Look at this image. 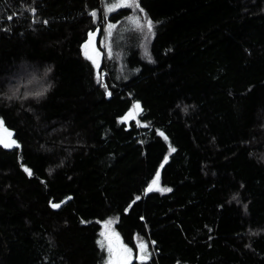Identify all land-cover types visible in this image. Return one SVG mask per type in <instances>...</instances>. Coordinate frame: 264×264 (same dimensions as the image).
Returning <instances> with one entry per match:
<instances>
[{"label":"trees","instance_id":"obj_1","mask_svg":"<svg viewBox=\"0 0 264 264\" xmlns=\"http://www.w3.org/2000/svg\"><path fill=\"white\" fill-rule=\"evenodd\" d=\"M140 2L147 40L134 10L109 17L108 97L80 47L101 0H0V118L21 145L0 146V264H105L109 218L155 264H264V0ZM136 100L149 127L117 121ZM156 170L172 191L145 195Z\"/></svg>","mask_w":264,"mask_h":264},{"label":"snow or ice","instance_id":"obj_2","mask_svg":"<svg viewBox=\"0 0 264 264\" xmlns=\"http://www.w3.org/2000/svg\"><path fill=\"white\" fill-rule=\"evenodd\" d=\"M34 2L35 0H33V3ZM128 9L134 10V12L132 15H126L125 20L130 21L134 25L135 31L139 33H146L147 35L144 36L145 40H147L150 36H154V22L149 18L144 7L141 5L140 0H101L99 9H93L88 12V15H90L92 18L93 23L95 24L98 21H101V26L96 27L94 30H89L86 34L87 38L80 45L84 58L90 61L91 65L98 70L95 74L96 83L104 89V92L108 97L112 96V92L109 90L110 86L105 80L107 74L99 71V69H101L102 57L105 56V52L102 51L101 48L106 50V56L108 59L113 58V36L120 22L117 21L113 23L109 17L111 14L120 13V10ZM27 10L30 11L33 16H35L37 12L35 7H30ZM13 15H15V13ZM13 15H8L6 19L11 21L13 19ZM113 19H115V17H113ZM36 22L37 21L35 19L32 20L33 24ZM42 23L47 25L48 21L43 20ZM0 30L8 31L9 29L3 28ZM100 34H103L104 39L99 41L101 47H98L97 38ZM146 56L149 62H154L151 58V54L147 51ZM51 71L52 69L50 67L45 69L43 76L46 78ZM135 71L139 72V69H136ZM119 78L120 77H116V79ZM125 79H127V77H125ZM51 87L52 85L48 83L38 92H26L22 95H19V88H16L12 95L8 96L7 98L9 100L13 99L14 97L17 99H27L31 96L39 99L43 97ZM186 110L187 109H185V111ZM142 112L143 108L141 103L138 100L133 101L130 107L117 118V121L121 124L134 123L137 127H149L150 122L142 123L140 120ZM157 132L158 135L164 137L165 140L168 139L163 132L158 130ZM0 146H2L4 149H19L21 147L19 142L14 138V133L5 126L3 118H0ZM169 147L171 151H175V148H171V146ZM163 159L164 163H167L168 156L165 155ZM164 163H161L160 168L164 167ZM21 167L23 168V171L28 174V176L31 177L33 175L32 170L29 167L24 165H21ZM160 179L161 173L159 170H156L154 177L150 180V182L147 183V186L144 189L145 195L153 191H172V189L168 187L161 188ZM68 199H71V197H68ZM140 199L141 196H135L131 204H129L128 207L124 209L125 213L128 211V208L132 206V204H135ZM232 199L238 201V196L233 195ZM61 203H63V201L59 203L50 201V206L53 209H58L61 207ZM244 208L245 211H247L246 204L244 205ZM141 219H143V217H141ZM256 234L257 233H253V235ZM97 245L99 250L106 253L105 264H134V261L136 264H155L152 256V249L155 247L156 242H149L146 239H137L136 243L132 247H129L128 244H126L122 239L120 232H118L114 227V220L110 218L104 219L102 221V230L99 232ZM177 264H179V262H177Z\"/></svg>","mask_w":264,"mask_h":264},{"label":"rangeland","instance_id":"obj_3","mask_svg":"<svg viewBox=\"0 0 264 264\" xmlns=\"http://www.w3.org/2000/svg\"><path fill=\"white\" fill-rule=\"evenodd\" d=\"M130 25H133L131 22H130ZM98 39V38H97ZM102 62V61H101ZM97 70V69H96ZM161 170H162V168H161ZM161 170H159L160 171V173H161ZM160 187L161 188H163L162 186H161V182H160ZM162 193H166V192H162ZM0 244H1V241H0Z\"/></svg>","mask_w":264,"mask_h":264},{"label":"water","instance_id":"obj_4","mask_svg":"<svg viewBox=\"0 0 264 264\" xmlns=\"http://www.w3.org/2000/svg\"><path fill=\"white\" fill-rule=\"evenodd\" d=\"M1 147H2V146H1ZM13 149H15V148H12V149H5V150L9 151V150H13ZM65 203H66V201L63 202V203H61V207H62Z\"/></svg>","mask_w":264,"mask_h":264}]
</instances>
